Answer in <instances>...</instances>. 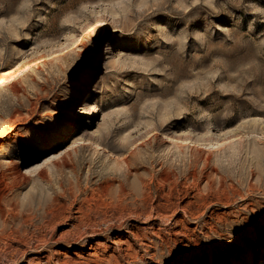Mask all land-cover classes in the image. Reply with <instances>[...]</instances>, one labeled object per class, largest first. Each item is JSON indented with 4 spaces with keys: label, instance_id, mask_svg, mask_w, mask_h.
Segmentation results:
<instances>
[{
    "label": "rangeland",
    "instance_id": "obj_1",
    "mask_svg": "<svg viewBox=\"0 0 264 264\" xmlns=\"http://www.w3.org/2000/svg\"><path fill=\"white\" fill-rule=\"evenodd\" d=\"M62 43L0 91V264H264V0H0V75Z\"/></svg>",
    "mask_w": 264,
    "mask_h": 264
},
{
    "label": "bare ground",
    "instance_id": "obj_2",
    "mask_svg": "<svg viewBox=\"0 0 264 264\" xmlns=\"http://www.w3.org/2000/svg\"><path fill=\"white\" fill-rule=\"evenodd\" d=\"M107 25H108V22L106 21L105 17L100 16V17L96 18L95 21L90 22L88 24V26L83 30L82 34H80L73 41V43L70 44L71 48L69 47V50L76 51L77 49L81 48L86 43H88L89 40L92 38V36H94L97 32H102ZM67 47L68 46L65 45V43H62L60 45V49L57 51H55L53 48H50V49L47 48L48 50L44 49L41 52H40V50L38 52L36 51L37 53H34V55H32L30 58L27 57V59H26L27 62H25V63L21 62L17 67L16 66L9 67L7 70H5L0 75V91L3 90L4 88L8 87V85H10L13 82V80L24 79V78L30 76L31 74L35 73L42 66H46L47 64H49V62L53 61V59H54L53 55H56L57 52L67 53V55H63L60 57L62 59H65L69 55L68 51H65L67 49ZM44 53H46V54H44ZM93 109L95 111H97L98 107L95 106V107H93ZM9 135H10V132H7L5 135V138H7ZM189 139H190V141H188ZM191 139L192 138L190 136H186L185 138L179 136L176 138L175 145L178 148H184V149L199 145V143L197 141L191 140ZM128 144H129V142H128ZM54 157H56V156H54ZM50 159L51 158H48L46 161H49ZM46 161H45V163H48ZM125 162L127 163V165H129L128 164L129 160H125ZM142 185H144L143 187H145L144 181H143Z\"/></svg>",
    "mask_w": 264,
    "mask_h": 264
},
{
    "label": "snow or ice",
    "instance_id": "obj_3",
    "mask_svg": "<svg viewBox=\"0 0 264 264\" xmlns=\"http://www.w3.org/2000/svg\"><path fill=\"white\" fill-rule=\"evenodd\" d=\"M108 39V37L103 33V32H97L95 34V39H94V44L95 43H101L103 44L104 41H106ZM88 51H92V49H89ZM86 57H87V53H85V56L81 58L80 62L76 65V68L79 69L82 66L83 67H87L86 65ZM54 136H59L61 135V133L59 131H56L53 133ZM38 149L43 150L46 145L44 144H39L37 145ZM54 151V150H53ZM44 155H47V152L44 153Z\"/></svg>",
    "mask_w": 264,
    "mask_h": 264
}]
</instances>
